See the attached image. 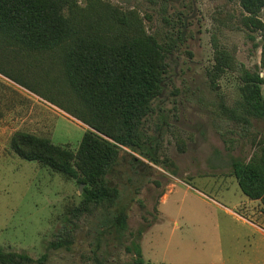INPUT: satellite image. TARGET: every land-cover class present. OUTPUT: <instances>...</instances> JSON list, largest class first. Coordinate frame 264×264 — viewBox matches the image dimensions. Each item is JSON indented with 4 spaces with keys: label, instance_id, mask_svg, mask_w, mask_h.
Instances as JSON below:
<instances>
[{
    "label": "rangeland",
    "instance_id": "374dc122",
    "mask_svg": "<svg viewBox=\"0 0 264 264\" xmlns=\"http://www.w3.org/2000/svg\"><path fill=\"white\" fill-rule=\"evenodd\" d=\"M102 1L133 14L165 52L162 91L132 152L151 169L107 175L124 192L127 176L137 183L147 172L127 208L129 231L144 229V264H264L262 204L242 193L228 165L231 155L249 160L264 143V119L231 114L247 117L242 69L264 78L262 30L247 19L264 23V7L253 15L240 0ZM86 129L95 131L0 73V245L28 254L31 264H135L125 247L107 253L101 209L74 212L83 184L79 190L75 178L10 146L15 132H27L75 151ZM57 237L68 246L52 248Z\"/></svg>",
    "mask_w": 264,
    "mask_h": 264
},
{
    "label": "trees",
    "instance_id": "16d2710c",
    "mask_svg": "<svg viewBox=\"0 0 264 264\" xmlns=\"http://www.w3.org/2000/svg\"><path fill=\"white\" fill-rule=\"evenodd\" d=\"M240 3L253 15L264 7V0ZM247 19L264 39V23L254 16ZM164 53L133 14L102 0H87L84 7L77 0H0V73L95 129L83 132L75 151L27 132H15L11 148L83 184L81 206L74 212L101 209L107 253L110 245L125 247L135 264H144L139 242L144 229L129 231L127 208L147 172L137 183L127 176L124 192L112 179L120 170L151 169L132 152L141 147L140 127L162 91ZM240 79L247 117L231 113L232 118L247 123L249 117L264 119L263 76L243 68ZM228 165L242 193L259 200L264 212V143L249 160L231 155ZM68 241L57 237L49 245L67 247ZM31 262L28 254L0 245V264Z\"/></svg>",
    "mask_w": 264,
    "mask_h": 264
},
{
    "label": "crops",
    "instance_id": "0c3cea01",
    "mask_svg": "<svg viewBox=\"0 0 264 264\" xmlns=\"http://www.w3.org/2000/svg\"><path fill=\"white\" fill-rule=\"evenodd\" d=\"M174 187H172L171 188V190L173 189ZM187 188H188V186H187ZM190 188V187H189ZM168 198V194L165 196V199H167ZM215 203H218L217 201H214ZM220 204V203H219ZM222 205V204H221ZM226 210L228 211V209L226 208ZM229 212V211H228ZM231 213V212H230ZM231 214H233V213H231ZM235 214V213H234ZM170 264V263H169Z\"/></svg>",
    "mask_w": 264,
    "mask_h": 264
},
{
    "label": "water",
    "instance_id": "95a60500",
    "mask_svg": "<svg viewBox=\"0 0 264 264\" xmlns=\"http://www.w3.org/2000/svg\"><path fill=\"white\" fill-rule=\"evenodd\" d=\"M81 185H82V184H80V188H79V190H81Z\"/></svg>",
    "mask_w": 264,
    "mask_h": 264
}]
</instances>
